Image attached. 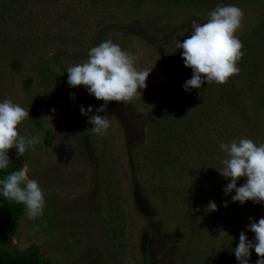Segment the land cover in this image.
<instances>
[{"label":"rangeland","instance_id":"obj_1","mask_svg":"<svg viewBox=\"0 0 264 264\" xmlns=\"http://www.w3.org/2000/svg\"><path fill=\"white\" fill-rule=\"evenodd\" d=\"M45 1L29 0L30 15L42 26L48 25L47 29H61L64 36L39 30H28L25 35L17 25L0 35V102L10 99L29 111L18 132L39 139L24 155V164L45 201L42 215L34 219L24 209L8 246H0V250L11 253V247L37 246L49 264H224L214 256L228 242L225 234L236 230L252 233L247 231L249 218L245 217L250 214L253 222L264 217V204L231 201L223 207L225 202L217 201L216 193L225 197L223 189L230 182L217 171L226 158L219 146L241 138L264 143V113L245 103L239 72L223 85L234 92L241 114L228 108L220 111L219 133L207 135L197 117L187 124L194 126L195 134L178 128L177 121L193 112L195 98L193 89L185 92L182 87L192 72L184 67L176 43L190 35L193 20L207 22L214 8L139 6L135 0ZM239 8L244 17L237 37L262 15L263 5L252 1ZM18 39L28 46L38 43V50L20 49L18 59H12L16 50L5 53L4 49L12 50L8 43ZM109 39L136 57L137 70L151 71L141 95L127 103L110 102L107 111L99 113L110 122L100 136L91 131L80 108L91 106L94 111L103 101L83 86L69 87L61 73L55 82L43 83L37 75V57L42 55L44 41L50 42L51 56L61 40H79L86 49L85 60L63 61L66 72L85 62L92 47ZM186 99L191 102L185 105ZM162 112L179 123L170 146L148 137V123ZM209 142L219 151L216 157L202 150ZM16 151L9 150L10 159ZM241 185L242 178L237 181V187ZM210 201L217 205L216 211H208ZM242 216L244 225L239 219ZM227 221L233 225L226 231ZM208 258L214 261H206Z\"/></svg>","mask_w":264,"mask_h":264},{"label":"clouds","instance_id":"obj_2","mask_svg":"<svg viewBox=\"0 0 264 264\" xmlns=\"http://www.w3.org/2000/svg\"><path fill=\"white\" fill-rule=\"evenodd\" d=\"M243 17L244 12L239 7L217 6L208 13L207 22H191L190 35L176 43L177 49L182 50L184 67L192 72L182 86L185 92L200 89L205 83L224 84L231 76L239 74L237 62L243 56V44L235 34L242 26ZM135 60L134 55L109 39L92 47L85 62L67 68L69 87L83 86L96 100L103 101L94 111L91 106L80 108L81 115L88 117L93 133L102 136L110 127V122L99 115L107 111L110 102H130L146 88L151 70H137ZM28 117L29 111L10 99L0 102V171L6 170L11 162L10 149L15 148L16 156L22 157L39 143L37 137L26 138L18 132V126ZM219 147L226 158L217 171L230 181L223 189L225 195L234 191L232 202L241 205L246 201L264 204V143L257 145L251 139L241 138L238 142L221 143ZM28 173L27 164L9 173L0 180V194L23 204L26 216L34 219L42 215L45 201L38 182ZM241 178H246L245 183L237 187ZM224 206L227 207V202ZM207 209L216 211L217 205L210 201ZM247 231L254 233V239L249 240L244 231L240 232L239 243L233 250L236 260L239 264H248L254 250L258 257L256 264H264V217L256 222L249 217Z\"/></svg>","mask_w":264,"mask_h":264},{"label":"trees","instance_id":"obj_3","mask_svg":"<svg viewBox=\"0 0 264 264\" xmlns=\"http://www.w3.org/2000/svg\"><path fill=\"white\" fill-rule=\"evenodd\" d=\"M35 0H33L34 2ZM139 6L149 5L153 7H157V5H162L164 7L171 6L178 8H191V10H204L209 8H216L217 6H228L233 5L236 7H242L245 4L252 3V1H258L263 5L262 15L254 21V23L246 28L239 35L238 39L242 42L243 48L241 51L243 52V56L237 62V67L240 69L241 74V84L240 87L244 91V101L245 103L249 102L253 108V111L260 110L264 113V0H135ZM45 0H42L44 4ZM32 6L29 3V0H0V35L7 33V30L11 28H16L15 26H19L22 30V33L26 35V32L30 30L31 33L39 30L43 33H55L59 36H64L61 29H56L53 31L51 29H47L48 25L45 27L42 26V23H39V20L36 19L34 15H30L32 10L28 11V7ZM12 21V25L10 26ZM15 25V26H14ZM38 31V32H39ZM4 37V36H3ZM21 37V36H20ZM2 38V37H0ZM22 39H27L22 36ZM23 40L20 41L15 40L14 43H8L12 45L13 49L5 48V53L8 51L9 53L16 50V54L13 53L12 59L16 58L17 55L20 54L24 49L30 48V50L35 49L38 50V43H33L25 45ZM1 43V40H0ZM40 43V42H39ZM44 44V50L42 51V55L37 57L38 61V72L40 80L45 84H50L56 81L58 73H61L65 80L67 81V73L65 72V67L63 68V61L71 62L70 58L75 61H80L84 59L82 54H86V49L81 48V42L79 40H61L60 47L54 49L51 52V56H48L47 46L50 44L48 41L42 42ZM42 44V45H43ZM24 45L26 47H24ZM51 49V47H48ZM39 52V51H38ZM3 54V48L0 44V55ZM18 59V56H17ZM19 60H23L21 57ZM85 60V59H84ZM227 84V83H226ZM229 85L223 84H207L201 86L200 89H193V94L195 101H192V106L194 108L193 112L177 121L180 123L173 122L170 120V117L167 114L159 113L157 117L153 119V121L149 122L148 125L150 127V133H148L149 139L157 144L160 143L161 146L166 143L167 146H170V138L174 130L177 126L180 128L179 130L184 133L195 134L194 126L187 125L191 122L192 117H197L199 123L203 126H206L207 132L212 134L211 132L219 133L220 129L217 128L216 123L219 120V113L224 108L233 111L234 113L241 114V108L238 107L237 97L234 95L232 90L228 91ZM230 87V86H229ZM68 91V87L64 89ZM231 91V92H230ZM179 100V99H177ZM191 100H185L182 103L189 104ZM227 109V110H228ZM240 111V112H239ZM164 137V138H163ZM45 142L47 143L49 140L48 132L46 131ZM175 144V143H173ZM35 147V145L33 146ZM214 144L212 142L207 143V145L203 146V152L206 154L214 155L215 157L218 155L219 151L214 150ZM222 154L223 151L220 149ZM162 154V153H161ZM10 163L8 168L4 171H0V180H4L6 176L13 172L18 171L24 164V156L17 157L14 155L13 159H10ZM100 175H103L100 171ZM246 178H242V184L245 183ZM239 187V186H238ZM221 193H216L217 201L220 199L224 202H227V205H231L232 196L227 194L225 197H220ZM216 201V202H217ZM224 207V205H223ZM25 207L23 204L16 203L14 201L8 200L0 194V246H8L10 237L14 234L16 229L18 228V224L20 219L22 218V213ZM256 215V214H254ZM250 214H247L245 218H249ZM240 221H242L243 225L246 223L244 220V216L239 217ZM229 223V224H228ZM233 225L231 221H227L224 228L226 231L230 229V226ZM242 231V230H241ZM240 231V232H241ZM240 232L232 231L227 232L226 239L222 245L220 246L216 254L215 258H220L224 264H239L236 260L233 250L238 245L239 234ZM246 233V236L249 240L254 239V233ZM236 234V235H235ZM110 235H113V231ZM37 246H29L23 250L17 247H11V253H6L0 250V264H49V262L42 258L38 253ZM225 258V259H224ZM257 255L254 250L251 252V256L248 260V264L255 263ZM223 260L227 261L224 262ZM206 261H214V258H208ZM200 262V261H199ZM201 264H211L210 262H201Z\"/></svg>","mask_w":264,"mask_h":264}]
</instances>
